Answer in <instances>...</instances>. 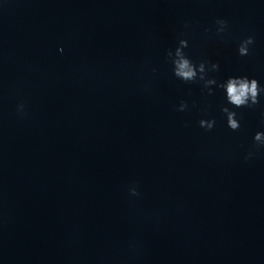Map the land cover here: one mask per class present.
Wrapping results in <instances>:
<instances>
[{"label":"water","instance_id":"obj_1","mask_svg":"<svg viewBox=\"0 0 264 264\" xmlns=\"http://www.w3.org/2000/svg\"><path fill=\"white\" fill-rule=\"evenodd\" d=\"M181 39L264 89V0H0V264H159L264 187V91Z\"/></svg>","mask_w":264,"mask_h":264},{"label":"clouds","instance_id":"obj_2","mask_svg":"<svg viewBox=\"0 0 264 264\" xmlns=\"http://www.w3.org/2000/svg\"><path fill=\"white\" fill-rule=\"evenodd\" d=\"M217 24L220 26L218 28V31L222 32L227 25V21L218 20ZM253 43L254 38L251 36L244 39L238 47L239 55H248V46ZM186 47L187 41L181 39L175 49L174 54L171 51H169L168 53V56L173 65V74L176 78L188 83L197 81L199 79L200 81H204L205 87L215 84L218 88L224 90L225 99L228 104L233 106V108L252 107L259 102V95L262 91H264V89L261 88L258 80H256L255 78L250 79L247 76H233L217 84V81L215 79H206L205 63L201 62L198 65L193 63V61L184 52V49ZM218 68V64L211 65L212 70H218ZM209 93L211 94V89H209ZM186 107L187 105L182 102L179 110L183 111ZM222 111L226 115L227 126L233 131L238 130L240 128V123L236 119L237 113L233 110H230L228 107L222 108ZM214 124V120L200 121L201 127H205L207 130H211ZM254 141L258 145H264V132L255 133ZM130 191L133 195H138L135 188H132Z\"/></svg>","mask_w":264,"mask_h":264}]
</instances>
